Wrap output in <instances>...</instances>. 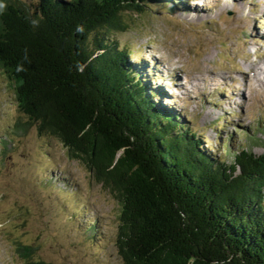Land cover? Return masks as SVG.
<instances>
[{"label": "trees", "instance_id": "1", "mask_svg": "<svg viewBox=\"0 0 264 264\" xmlns=\"http://www.w3.org/2000/svg\"><path fill=\"white\" fill-rule=\"evenodd\" d=\"M139 3L0 0V69L17 110L117 200L121 264H264V152L226 147V163L155 101L112 38ZM15 248L25 264H52Z\"/></svg>", "mask_w": 264, "mask_h": 264}, {"label": "rangeland", "instance_id": "2", "mask_svg": "<svg viewBox=\"0 0 264 264\" xmlns=\"http://www.w3.org/2000/svg\"><path fill=\"white\" fill-rule=\"evenodd\" d=\"M147 2L139 3L144 12L123 15L128 28L112 38L131 53L155 101L226 163V147L262 154L264 0ZM250 63L256 79L245 72ZM119 209L55 138L38 135L0 69V264H25L17 243L45 263L121 264L113 244Z\"/></svg>", "mask_w": 264, "mask_h": 264}, {"label": "bare ground", "instance_id": "3", "mask_svg": "<svg viewBox=\"0 0 264 264\" xmlns=\"http://www.w3.org/2000/svg\"><path fill=\"white\" fill-rule=\"evenodd\" d=\"M232 3H233V0H232ZM258 5H260L262 7V5L260 3H258V0H257V3H255L253 6L255 7V6H258ZM252 10H256V9H252ZM262 63H264V62H262ZM256 68H257V64L250 63L248 68H246L245 72L249 73L250 76H252V77H254L256 79L257 78V76H256ZM263 72H264V70H263Z\"/></svg>", "mask_w": 264, "mask_h": 264}, {"label": "water", "instance_id": "4", "mask_svg": "<svg viewBox=\"0 0 264 264\" xmlns=\"http://www.w3.org/2000/svg\"><path fill=\"white\" fill-rule=\"evenodd\" d=\"M122 152V149L119 151V153Z\"/></svg>", "mask_w": 264, "mask_h": 264}]
</instances>
